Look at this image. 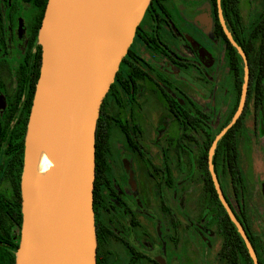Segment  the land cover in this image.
<instances>
[{
  "label": "rangeland",
  "instance_id": "374dc122",
  "mask_svg": "<svg viewBox=\"0 0 264 264\" xmlns=\"http://www.w3.org/2000/svg\"><path fill=\"white\" fill-rule=\"evenodd\" d=\"M182 1L167 0V5L174 11L176 2H181L179 7L184 20H176V25L173 22L171 26L163 25L162 39L178 54V60L184 65L176 66L164 53L152 52L140 45V54L157 68L150 71L152 79L141 81L135 101H130L121 91L106 96L109 157L117 178L116 185L120 186L121 181L127 179L133 183V189H128V192L132 190L137 201L130 208L136 210L135 220L139 225L133 226L129 216L119 217L122 230L131 244L137 245L138 240L148 236L145 243L140 241L139 247L144 245L154 256H166L170 264H226L220 257L223 236L215 224L217 217L205 190L203 173L198 163L206 136L193 132L195 141L184 142L181 123L171 113L159 84L161 82L166 91L185 104L192 113L195 112L194 104L206 112L208 118L205 119V125L212 130L221 126L233 108L236 91L224 43L209 41L212 52L206 55L212 62H203L198 53L205 47L193 41V34L183 24L193 23V15ZM18 2L21 6L22 35L19 34L18 24L10 26L5 22L4 45L0 42V57L4 59L0 74L8 96L13 95L17 87L18 68L28 38L27 29L34 14L30 5L22 0ZM208 2L193 0L192 4L197 11ZM6 4L7 1L3 8ZM240 6L243 28L248 29L251 20L264 7V0H240ZM143 19L146 27L154 25L148 16ZM196 27L201 32L202 29ZM156 70L166 74L170 82L165 83ZM6 94L0 93L2 107ZM257 112L256 127L253 104L248 106L238 143L240 165L246 179V190L241 195V201L247 211L251 232L261 242V254L264 257V106ZM116 119L130 129L142 155L132 151ZM167 165L172 170L171 186L167 185L165 178ZM225 184L237 208L238 202L233 195L229 176L225 178ZM0 191L9 198L13 196V188L7 179L0 180ZM12 230L15 231L14 226ZM108 246L116 254L119 253L118 259L115 255L108 264H131L130 252L123 243L118 244L110 239ZM139 264L155 263L145 260Z\"/></svg>",
  "mask_w": 264,
  "mask_h": 264
},
{
  "label": "water",
  "instance_id": "95a60500",
  "mask_svg": "<svg viewBox=\"0 0 264 264\" xmlns=\"http://www.w3.org/2000/svg\"><path fill=\"white\" fill-rule=\"evenodd\" d=\"M150 3L48 0L38 33L40 76L25 136L23 222L15 264H97V122ZM217 8L227 38L243 58L244 81L236 112L211 144L208 166L219 200L244 239L253 264H259L246 229L225 198L213 163L219 140L245 110L250 82L247 54L226 25L221 0H217ZM211 21L202 23L209 29ZM41 149L53 162L44 174L37 172Z\"/></svg>",
  "mask_w": 264,
  "mask_h": 264
},
{
  "label": "trees",
  "instance_id": "16d2710c",
  "mask_svg": "<svg viewBox=\"0 0 264 264\" xmlns=\"http://www.w3.org/2000/svg\"><path fill=\"white\" fill-rule=\"evenodd\" d=\"M8 1V0H5ZM31 6L34 14L31 17L27 29V41L24 48L22 60L18 68V83L13 95H7L4 106L0 104V180L7 179L12 188L13 196H5L0 191V259L5 256L7 264H15L16 250L19 246L20 232L18 235L11 233L10 222L17 224L18 227L23 222L22 213V196H21V176L24 164L25 136L27 132L28 120L33 104L42 64V47L38 42V33L48 0H22ZM165 0H151L147 9L150 14L154 11H164ZM214 6V34L217 40L222 41L225 45L229 69L233 77L236 91V100L233 108L228 113L221 126L217 130H212L205 125V119L208 114L203 113L197 108V114H191L185 107L179 105L169 95L168 102L171 111L179 120L182 126V139L184 142L192 143L195 141L194 133H204L206 140L200 149L198 163L203 173V182L205 190L213 205V211L217 217L216 225L223 236V244L220 250V257L226 264H253L250 254L245 245L244 239L236 225L232 222L226 209L219 200L215 189L211 173L208 166V152L216 135L231 121L236 112L240 100L242 85L244 81V62L238 50L227 38L221 22L218 18L217 0H211ZM8 5V2H7ZM221 8L228 29L231 31L234 39L246 52L250 66V82L248 99L245 110L237 123L219 140L213 163L218 175L225 198L236 214L240 223L246 229L247 235L253 244L258 256L259 264H264V257L261 254V242L251 232L248 223V215L244 203L241 201V195L246 190V179L243 175L239 162L238 135L243 125V118L250 104L256 108V111L264 105V7L251 20L248 29L243 28V18L240 6V0H221ZM17 2L13 3L7 9V18L14 25L19 13ZM2 28V21L0 20ZM143 25L140 24L137 34L140 38L145 39L150 48L154 51H160L159 43L156 37L151 34L147 38L143 35ZM130 59L144 65L146 63L139 57L133 45L127 56L124 57L120 69L116 75L115 82L107 94L117 93L120 87L130 97L134 98L138 91V80L144 77L143 68L133 65ZM147 64V63H146ZM1 84V78H0ZM2 85H0V88ZM107 98L104 100L100 117L97 122L96 130V178L94 182V211L96 213V204L98 200V178L104 177V171L107 167V151L109 138V124L105 107ZM122 130L133 143L129 129L126 125L121 124ZM230 176L231 189L233 195H236L238 207L236 208L226 189L225 178ZM167 184H172V173L169 166L167 167ZM235 191H234V190ZM97 239L99 230L96 223ZM8 245L6 247L5 245ZM97 252V261L100 262Z\"/></svg>",
  "mask_w": 264,
  "mask_h": 264
},
{
  "label": "flooded vegetation",
  "instance_id": "af4514ba",
  "mask_svg": "<svg viewBox=\"0 0 264 264\" xmlns=\"http://www.w3.org/2000/svg\"><path fill=\"white\" fill-rule=\"evenodd\" d=\"M13 1L17 2V6L19 9H21V6L18 2V0H11V1H7L8 5L10 6ZM181 1V0H180ZM193 0H183L182 2L184 3V5L187 7L188 12H190L193 15V23L189 22V24H187L186 22L183 24L185 25V27L187 29H189L190 33L193 34V36H191L192 38H194L193 41H197L200 42V44L205 47V50H201L198 54L199 56H201L202 61L205 62L206 64H209L212 62V60L206 55L207 52H212V48L210 47L211 45L209 44V41L213 40L216 41V37L214 34V20H215V16H214V6L211 0H209L208 4L204 3V5L202 6V8L200 10H194V5L192 4ZM167 0L164 1V5L166 7V9L164 11H154L152 10L151 13L149 14L148 12H146L145 17L148 16L149 19L151 20V22L154 23V25L151 27H146L145 23H144V19L142 20L141 24L143 25V35L147 38L148 36H150L151 34H153L154 37H156L159 46H160V51H154L150 48V46L147 44V42L145 41V39H142L139 37V35L136 33V36L134 38V42H133V47L135 49V51L138 53L139 57L142 58L146 63H143L141 61L136 62L133 59H130V61L132 62L133 65H137L139 67L143 68V72H144V77L142 79L138 80V91L137 94L135 95L134 98H130L125 92L124 90L120 87V89L118 91H121L125 94V96L130 100V101H135L137 99V96L139 94V90H140V83L143 80H147V79H152L151 76V72L150 71H154L155 69H157L149 60H147L146 58H144L141 54H140V45H143L145 48L150 49L152 52H162L164 53L166 56H168L170 58V60L172 61V63L174 65H178V66H182L184 65L183 63H181L178 58V54L171 50V48L168 46L167 43L164 42V40L162 38L163 37V25L165 27H167L168 25L171 26L173 25L172 22L174 23V25H176V20L180 19V20H184V18L182 17V11L179 7L180 3L175 4L174 9H176L175 11L173 10V8H171L170 6L167 5ZM190 3V4H189ZM5 4V0H0V20L2 21V28L0 26V42L3 43V39H4V27L3 24L5 22H7L10 26H16V24L19 25V34L22 35V31H23V27L20 26L21 25V15L18 18V20L15 21L16 23H14V25H12L8 18H7V9H8V5L6 4V7L3 8V5ZM19 13H21V10H19ZM219 18V16H218ZM208 20H212L210 22V28L208 29V27L206 25H204L202 22L207 23ZM220 20V19H219ZM199 26L202 30H204L205 32H203L201 30V32L197 31V27ZM207 33V35L205 34ZM4 45V43H3ZM131 45V46H132ZM127 56V55H126ZM3 60L0 57V68L2 66ZM188 65V64H185ZM121 66V65H120ZM157 71V70H156ZM157 73L159 74L160 78L165 82L168 83V81L170 82V80L163 74H161V72L157 71ZM0 78H1V74H0ZM116 79V78H115ZM115 82V81H114ZM2 87L0 88L1 92L0 93H5L4 91V84L1 80V84ZM160 90L161 93L163 94V96L165 97L166 101L168 102V96L169 95L171 98H173L179 105H182L183 107H185L191 114H197V106L195 105V112L192 113L189 108L183 104L180 103L176 98H174L172 95H170L166 89L164 88L165 86L162 85V83L160 82ZM117 91V93H118ZM107 96V95H106ZM106 98V97H105ZM7 99V98H6ZM105 100V99H104ZM168 106L170 109V105L168 102ZM264 106V105H263ZM263 107L261 106V109ZM200 109V108H199ZM171 111V109H170ZM255 111V119H254V125L257 127V115L258 112L256 111V108H254ZM203 113H206L202 110ZM171 113L174 115V113L171 111ZM174 117L176 118V116L174 115ZM177 119V118H176ZM108 120V117H107ZM178 120V119H177ZM116 121L119 123V126L121 128V124L125 125L121 120L116 119ZM129 129V128H128ZM122 130V128H121ZM122 132L124 133V135L126 136V140L128 142V145L130 146V148L132 149L133 152H137L138 154L142 155V151L139 148L138 144L136 143L135 139L133 138V135L129 129V134L130 137L133 141V143H131V140L128 138V136L126 135V133L122 130ZM239 148V145H238ZM109 138H108V151H107V167L104 171V177L98 178L99 181V185H98V200H97V204H96V213H95V220L97 223V227L99 230V238L98 240V246H97V252L100 257V262L97 261V264H108L109 261L113 258V256L115 257L116 255V259H118L117 257L119 256V253L116 254L114 250H111L108 246L109 240L113 239L114 241H116L118 244L119 242L123 243L127 248L128 251L130 252V262L131 264H139L140 261H153L155 264H161V260H165L167 264H170L168 258L164 255L158 254V255H152L148 252V249L143 245L142 248H140V241L142 240L143 243H145V240L149 239L148 236L143 237L141 240H138L139 242L137 243V245L135 244H131L130 240L127 238V236L124 233V230H122V221H121V215H126L131 217L130 221L131 224L133 226H138L139 223L135 220V216L136 213L134 211V209L130 208L131 205L134 204V201H137V199L135 198V196H133V192L132 190H130V192H128V189H133V183L131 181H129L127 179V181H121L120 186L116 185L117 184V178L116 175L114 173V168L112 167V163L109 157ZM239 162H240V150H239ZM169 165L166 166V175H167V167ZM241 166V165H240ZM169 168L171 169V167L169 166ZM172 173V170H171ZM165 175V178H166ZM230 179V176H229ZM166 183H167V178H166ZM172 183H173V177H172ZM231 183V180H230ZM168 185V184H167ZM172 185V184H171ZM169 185V186H171ZM122 190V191H121ZM234 190V189H233ZM235 191V190H234ZM126 195V197H124ZM236 197V195H235ZM243 196H241L242 198ZM237 199V198H236ZM110 215V216H109ZM10 224V228H11V233L15 234L16 236L18 235V231L20 232V239H21V226L20 227L17 226V224H14L12 221L9 223ZM15 228V231L13 232L12 228ZM20 243V241H19ZM0 245H1V241H0ZM5 245L6 247H8V245L6 244H2ZM0 264H7V259L5 258V256L3 255V257L0 259Z\"/></svg>",
  "mask_w": 264,
  "mask_h": 264
},
{
  "label": "bare ground",
  "instance_id": "6f19581e",
  "mask_svg": "<svg viewBox=\"0 0 264 264\" xmlns=\"http://www.w3.org/2000/svg\"><path fill=\"white\" fill-rule=\"evenodd\" d=\"M52 164L53 162L48 153L44 149H41L38 155L37 172L44 174Z\"/></svg>",
  "mask_w": 264,
  "mask_h": 264
}]
</instances>
